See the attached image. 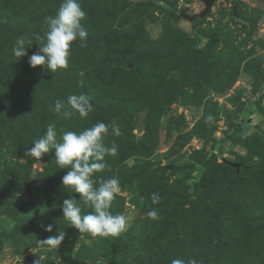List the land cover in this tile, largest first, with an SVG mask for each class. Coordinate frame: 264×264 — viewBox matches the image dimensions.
<instances>
[{"label": "rangeland", "instance_id": "rangeland-1", "mask_svg": "<svg viewBox=\"0 0 264 264\" xmlns=\"http://www.w3.org/2000/svg\"><path fill=\"white\" fill-rule=\"evenodd\" d=\"M60 3L0 0V264H29L27 254L41 264H264V0H215L193 22L182 13L201 0H80L88 37L72 43L69 66L32 68L35 37ZM19 35L34 40L20 59ZM81 93L87 118L51 111ZM98 121L122 132L109 127L117 155L93 177L120 181L110 211L129 227L117 237L69 226L60 206L79 194L61 184L54 149L40 165L24 155L49 124L59 139ZM59 231L65 239L46 251L40 240Z\"/></svg>", "mask_w": 264, "mask_h": 264}, {"label": "clouds", "instance_id": "clouds-1", "mask_svg": "<svg viewBox=\"0 0 264 264\" xmlns=\"http://www.w3.org/2000/svg\"><path fill=\"white\" fill-rule=\"evenodd\" d=\"M86 18L80 0H61L54 16L45 18L46 31L43 36H36L37 51L28 56L26 49L33 46L34 40L25 35L16 37L12 46L13 55L17 58L28 56L30 67L44 66L51 73L69 66L71 46L74 41H86L88 32L82 21ZM58 116L68 119L78 115L85 119L93 111V105L87 94H71L66 101L55 100L51 107ZM212 121L211 115L206 118ZM109 127L113 136L122 135L120 126L112 121L111 126L104 122H96L80 132L63 131L59 134L55 125L49 124L44 133L32 143L31 148L24 151V155L34 158L36 163L40 158L55 150L54 157L59 169H67L61 179L64 187L70 188L73 193L79 194V200L92 211L82 214L78 198L69 196L63 200L61 207L62 216L69 222V226L79 233H87L91 237H117L127 231L128 217L124 214H113L110 211L115 197L120 193L121 186L117 177L103 180L98 185L93 179L94 174L104 171L108 165L106 156L117 155V145L106 146L104 139L109 135ZM153 204L161 201L158 193L151 194ZM43 209V210H41ZM41 214L45 208L39 209ZM153 220L159 218L156 209L147 212ZM45 231H52V224L42 225ZM66 233L59 231L55 235L40 240L46 251L56 250L65 239ZM43 258L34 264H41ZM171 264H198L195 258L185 262L183 259H174Z\"/></svg>", "mask_w": 264, "mask_h": 264}, {"label": "water", "instance_id": "water-1", "mask_svg": "<svg viewBox=\"0 0 264 264\" xmlns=\"http://www.w3.org/2000/svg\"><path fill=\"white\" fill-rule=\"evenodd\" d=\"M204 3V8L198 12V13H194V14H186V13H182V16L186 19H188L190 22L195 21L197 18H203L209 11V9L211 8L213 2L215 0H201ZM41 162L38 161V165H40ZM24 259L28 260L29 264H34V257L31 254H27L24 256Z\"/></svg>", "mask_w": 264, "mask_h": 264}, {"label": "trees", "instance_id": "trees-1", "mask_svg": "<svg viewBox=\"0 0 264 264\" xmlns=\"http://www.w3.org/2000/svg\"><path fill=\"white\" fill-rule=\"evenodd\" d=\"M199 18H197V20H198Z\"/></svg>", "mask_w": 264, "mask_h": 264}]
</instances>
